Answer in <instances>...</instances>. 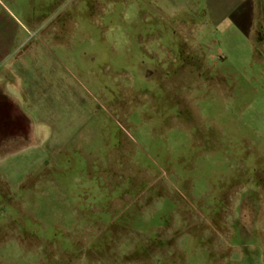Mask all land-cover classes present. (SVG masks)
Returning <instances> with one entry per match:
<instances>
[{"label":"rangeland","instance_id":"rangeland-1","mask_svg":"<svg viewBox=\"0 0 264 264\" xmlns=\"http://www.w3.org/2000/svg\"><path fill=\"white\" fill-rule=\"evenodd\" d=\"M229 2L0 0V264H264V0Z\"/></svg>","mask_w":264,"mask_h":264},{"label":"crops","instance_id":"crops-1","mask_svg":"<svg viewBox=\"0 0 264 264\" xmlns=\"http://www.w3.org/2000/svg\"><path fill=\"white\" fill-rule=\"evenodd\" d=\"M186 0H172V3L173 5H175L178 10H181L183 12H190L191 10H197L198 8H206V18L208 17L209 18V25L211 26H218L228 20H230L234 14L240 10V8L242 7V4H231L229 2V0H202L199 1V2H195L193 1V3H186L185 2ZM191 16V14H190ZM192 19L195 20V17H192ZM11 20H4V19H1L0 20V64L4 63V62H7L9 61V63H14V60H12V50L15 48L14 47V38L11 37L10 35L6 34V32H9L11 31ZM211 22V23H210ZM43 38V37H42ZM48 38H46L47 40ZM45 40V41H46ZM43 41V42H45ZM21 42H24V40H22ZM11 76H14V77H19L21 74L19 73V71H12L10 72ZM3 81H5V85H6V88H4V92L5 94H10L11 93H15L16 91V88H18L19 86L18 85H15V84H11L9 82H7V80L3 77V76H0V87H1V84L3 83ZM19 90V89H18ZM22 92H24L29 98V102L34 98V96H38L39 95V90L36 88L34 90H32L31 88H29L28 86H23L22 87ZM17 93V92H16ZM0 94H3V92L0 91ZM4 95V94H3ZM26 99V100H27ZM22 99H19V102L21 101ZM26 103H29L28 100L25 101ZM5 103V102H3ZM24 103V108L26 109V114H29L28 112L30 110H28V106L27 104ZM3 105H7L6 103L3 104ZM1 105V106H3ZM31 107V105H30ZM24 117V116H23ZM27 120V119H26ZM28 123V121H27ZM29 125V124H28ZM29 128H30V125H29ZM30 132V130L28 131V133Z\"/></svg>","mask_w":264,"mask_h":264}]
</instances>
